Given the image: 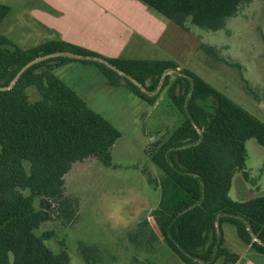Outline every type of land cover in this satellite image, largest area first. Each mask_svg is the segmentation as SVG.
<instances>
[{
    "label": "trees",
    "instance_id": "obj_1",
    "mask_svg": "<svg viewBox=\"0 0 264 264\" xmlns=\"http://www.w3.org/2000/svg\"><path fill=\"white\" fill-rule=\"evenodd\" d=\"M140 1L178 26L191 22L209 30L224 28L252 2ZM10 12L11 6L0 2V26ZM199 48L215 62L231 63L212 45ZM54 53L80 57L44 58L10 88L0 89V264H72L64 240L58 251L48 245L55 230H38L47 222L71 227L80 218V199L67 190L73 164L96 159L114 165L113 149L122 132L55 73L76 60L96 65L109 85L125 86L150 104L166 89L183 117L149 153L162 171L156 181L160 204L153 214L168 248L185 264L235 263L239 255L227 247L223 229L228 223L243 243L264 254V193L230 196L236 173L250 179L246 142L253 138L264 146V121L173 59L106 57L60 38L23 48L1 29L0 87L9 86L33 59ZM242 79L245 91L256 97ZM31 86L40 98H31ZM78 251L86 264H107L96 245L80 241Z\"/></svg>",
    "mask_w": 264,
    "mask_h": 264
},
{
    "label": "rangeland",
    "instance_id": "obj_2",
    "mask_svg": "<svg viewBox=\"0 0 264 264\" xmlns=\"http://www.w3.org/2000/svg\"><path fill=\"white\" fill-rule=\"evenodd\" d=\"M25 1L32 4L35 0ZM69 1L73 5L66 0L56 3L68 4L67 11L73 8L71 13L77 7L88 13L85 25L68 28L73 27L69 38L95 47L100 45L98 38L105 39V34H111L110 30L117 27L115 34L129 43L124 46L121 57L173 59L180 69L197 73L264 121V0H252L242 6L220 30L201 28L191 22H187L186 27L178 26L140 0ZM3 2L9 4L12 11L0 29L21 47L61 38L60 30H51L44 24L37 37L27 38L19 30L14 31L15 36L13 31L8 33L7 22L21 10V0ZM129 10L134 24H128L126 33L124 15ZM26 20L30 21L27 17ZM71 24L70 19L66 20V26ZM137 25L152 31L144 36V43H138ZM30 30L31 35L37 33L34 28ZM201 43L216 47L231 63L208 58L199 48ZM118 46L117 49L121 47ZM55 73L92 108L107 117L122 132V137L113 149V166L92 159L73 164L67 175V190L81 202L78 221L71 227L47 222L38 232L54 229L55 235L47 240L48 245L58 251L63 248L61 241L64 240L72 264H86L78 251L80 241L96 245L107 264H185L163 242L160 220L153 214L160 204L161 190L156 181L161 179L162 171L149 153L154 148V141L172 133L183 119L166 89L161 91L155 104H150L125 86L109 85L94 64L76 60L56 68ZM242 76L254 89L256 97L245 91L246 82ZM27 91L33 100L41 97L35 86ZM246 147L250 179L241 172L236 173L230 190L233 199H247L264 193V146L251 138ZM223 229L227 247L239 255L237 262L229 264H264V254L243 243L233 225L226 223ZM217 264L225 263L220 259Z\"/></svg>",
    "mask_w": 264,
    "mask_h": 264
},
{
    "label": "crops",
    "instance_id": "obj_3",
    "mask_svg": "<svg viewBox=\"0 0 264 264\" xmlns=\"http://www.w3.org/2000/svg\"><path fill=\"white\" fill-rule=\"evenodd\" d=\"M44 1L45 3L42 2L41 0H35L34 3L31 4V2H26L25 0H21V7H22L21 10L18 12V14H16V16L13 17L12 20L10 19L7 22L6 29L9 31L8 33L11 34L12 32L10 31L17 32V30H19V31H22L27 38H30L31 36L37 37L39 35V31L42 30L40 26L44 24L45 26L50 27L51 30L52 28L57 29V31L60 30L61 31L60 39H63L65 41H68V42H71L77 45H81L83 47L89 48L99 53H103L107 55L108 57H119L120 53L123 51L124 46L129 44L127 39L124 38V40H122L123 38L122 36L115 34L117 27H114L113 29L110 30L112 32L111 34H105L107 36V37L105 36L106 37L105 39L98 38L99 39L98 43L100 44L99 46L91 47V46H88L89 44H84L83 42L74 41L73 39L69 38V34L73 31V27L71 29H68V28H70L73 25H76V27H82V25H85V19L88 18V13L86 11L78 10V7L73 13H71L70 10L73 8L71 7L70 10L67 11V9H69L68 7L69 5L65 4L64 2H62L61 4L56 3V2H59V0H44ZM66 1L69 2L71 5H73V3L70 2L69 0H66ZM0 2H3V0H0ZM11 11H12V7H11ZM130 14H131V10H129V12L124 15V19H125L124 28H126L129 23L134 24L133 21L131 22V20L133 19V16H131ZM26 17L30 19L29 22L26 20ZM69 19L72 21V24L66 26V20H69ZM137 26H139L138 33L140 34L139 36L140 41H138V43L139 44L144 43L145 42L144 36L152 34V31L148 30L147 27H143L140 25H137ZM76 27L74 28L76 29ZM30 28H34L35 32L37 33L31 35L32 31L30 30ZM128 31L129 29H127L126 33ZM15 32H14V36H15ZM52 32L53 31H50L49 33H52ZM157 36L159 37L161 35L158 34ZM50 39H53V38H50ZM46 40L48 39H45L41 42H44ZM95 42L96 40H94V43ZM107 45H110V46L107 48ZM113 45H116V46L113 47ZM118 45L121 46L119 49H117V47H119Z\"/></svg>",
    "mask_w": 264,
    "mask_h": 264
},
{
    "label": "water",
    "instance_id": "obj_4",
    "mask_svg": "<svg viewBox=\"0 0 264 264\" xmlns=\"http://www.w3.org/2000/svg\"><path fill=\"white\" fill-rule=\"evenodd\" d=\"M61 54H67V55H70V56H75V57H80L78 55H75V54H72V53H54V54H50V55H46V56H41V57H38V58H35L33 59L32 61H30L29 63H27L24 67H22V69L19 71V73L17 74V76L15 77V79L12 81V83L7 86V87H0V89H7V88H10L16 81L17 79L19 78V76L29 67L31 66L32 64L44 59V58H47V57H51V56H55V55H61ZM111 67L115 68L113 65L110 64ZM116 69V68H115ZM120 73L124 74L122 71H119ZM168 72H171L168 71ZM167 73H165L163 75V78L165 77ZM132 80H134L136 83H138L134 78H132ZM144 89V88H143Z\"/></svg>",
    "mask_w": 264,
    "mask_h": 264
}]
</instances>
